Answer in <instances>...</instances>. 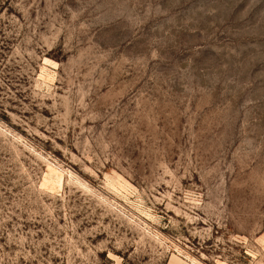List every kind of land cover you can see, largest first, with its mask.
<instances>
[{
  "label": "rangeland",
  "instance_id": "374dc122",
  "mask_svg": "<svg viewBox=\"0 0 264 264\" xmlns=\"http://www.w3.org/2000/svg\"><path fill=\"white\" fill-rule=\"evenodd\" d=\"M0 264H264V0H0Z\"/></svg>",
  "mask_w": 264,
  "mask_h": 264
}]
</instances>
